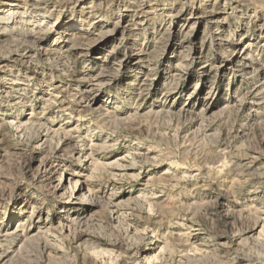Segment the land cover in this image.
<instances>
[{
	"label": "rangeland",
	"instance_id": "1",
	"mask_svg": "<svg viewBox=\"0 0 264 264\" xmlns=\"http://www.w3.org/2000/svg\"><path fill=\"white\" fill-rule=\"evenodd\" d=\"M0 236L4 264H264V0H0Z\"/></svg>",
	"mask_w": 264,
	"mask_h": 264
},
{
	"label": "bare ground",
	"instance_id": "2",
	"mask_svg": "<svg viewBox=\"0 0 264 264\" xmlns=\"http://www.w3.org/2000/svg\"><path fill=\"white\" fill-rule=\"evenodd\" d=\"M26 16L29 17V18H31L32 20H33V19H36V18L38 17V15H36V14H27ZM9 19H12V20H13L14 18L11 17V18H9ZM16 19H17V18H16ZM44 22H47V21L44 20ZM258 69H259V68H258ZM258 69L255 70V71L257 72ZM253 71H254V69H253ZM257 87H258V86H257ZM260 87H262V86H260ZM255 89H256V88H255ZM262 90H263V89H262ZM224 108H226V107H224ZM12 235H13V234H12ZM1 237H2V236H0V238H1ZM6 240H7V239H6ZM8 240H9V239H8ZM8 240H7V241H8ZM9 242H10V241H9ZM1 243H2V242H1ZM7 243H8V242H7ZM1 251H3V250H1ZM1 251H0V252H1ZM6 252H7V251H6ZM7 253H8V252H7ZM3 254H4V253H3ZM1 255H2V252H1V254H0V264H4V263H5V259L7 258V256H4L5 254H4L3 256H1ZM6 255H7V254H6Z\"/></svg>",
	"mask_w": 264,
	"mask_h": 264
}]
</instances>
